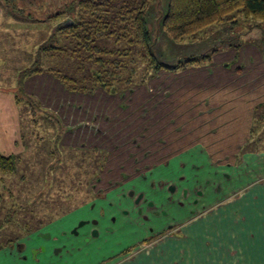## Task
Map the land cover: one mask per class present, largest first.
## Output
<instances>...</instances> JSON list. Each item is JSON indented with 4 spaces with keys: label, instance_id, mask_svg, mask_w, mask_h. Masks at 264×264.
I'll return each mask as SVG.
<instances>
[{
    "label": "rangeland",
    "instance_id": "1",
    "mask_svg": "<svg viewBox=\"0 0 264 264\" xmlns=\"http://www.w3.org/2000/svg\"><path fill=\"white\" fill-rule=\"evenodd\" d=\"M69 1L72 0H0V95L9 98L11 94L14 102L15 96L20 98L15 105L22 137L21 151L14 155L15 171L0 173L2 247L11 242V248L16 239L25 240L32 234L38 242L47 243L50 232L42 229L80 209L98 192L118 198L122 193L128 199L129 190L132 197L143 198L146 184L135 179L151 170L149 175L157 181L163 179L166 186L174 185L173 201L163 208L173 222L189 216V210L196 213L208 209L216 199H225L236 191L238 185L240 170L229 168L239 141L234 131L244 127L240 121L248 115L249 103L232 102V92L226 90L228 76L224 65L233 68L226 60L238 47L243 53L249 48L264 57L261 30L245 21L230 30L225 23L207 28L193 38L175 41L160 27L168 0H151L145 22L150 37L155 39L154 54L162 64L174 66L217 47L214 55L187 71L160 72L147 79L140 59L131 56L134 61L127 68L135 70L131 84L136 86L114 96L100 89L92 95L69 93L50 75L32 76L20 84L19 74L33 60L34 48L67 18L57 22L43 16L51 10H61L63 7H59ZM106 1L113 15L139 0ZM28 12L34 17L28 19ZM97 43L113 50L124 46L114 39ZM122 76L125 79L129 73L124 71ZM120 86L123 88L122 83ZM258 127L256 124L255 130ZM241 129L237 132L240 135ZM93 149L107 156L97 179L95 171L102 164V156L94 155ZM158 162L169 165L154 172ZM176 165L181 169L176 171ZM248 169L251 181L261 177L254 161L249 162ZM142 198L138 205L147 212ZM165 204L166 201L161 203ZM63 235H52L57 240H50L48 246L52 247L51 264H79L72 259L77 254L73 242L58 244L68 240ZM117 239L122 240L120 234ZM138 248H130L120 256L149 253L146 246L140 251ZM113 251L118 252L117 248ZM98 253L96 250L95 258ZM22 256L21 264L36 262L32 249Z\"/></svg>",
    "mask_w": 264,
    "mask_h": 264
},
{
    "label": "crops",
    "instance_id": "2",
    "mask_svg": "<svg viewBox=\"0 0 264 264\" xmlns=\"http://www.w3.org/2000/svg\"><path fill=\"white\" fill-rule=\"evenodd\" d=\"M239 50L241 48L232 50L229 59L226 60L232 63L233 68L227 67V64L224 65L228 76L226 90L232 92L230 94L232 102L236 100L235 103L241 101V103H249V113L241 118L243 121H240L244 124V127L242 125L243 128H240L241 135L237 133L240 129L234 131V136L238 134L237 139L240 142H237L233 150L229 169L240 170L236 191L225 199H216V203L206 210L190 213L189 216L185 215V218L180 221L173 222L169 220L170 218L162 220L155 216L154 220L150 221L152 223L156 221L155 227L160 229L168 225L172 227L169 231L152 232L134 231L140 229L138 226L140 215H135L134 197L129 198L131 201H128L122 194L120 198L105 195L102 201L97 200V205L105 206L106 202H111L114 207L111 210L106 209L105 215L100 217L99 224L96 226L97 237H91L88 242H84L83 236L80 235L58 242V244L66 245L68 242H73L72 246L77 248L73 251L77 254L72 259L79 261V264H264V57L256 54L253 49L247 48L246 53ZM237 87H241L240 91ZM12 98L11 94L9 98L0 95V155L4 157L14 156L21 151L19 116ZM255 123H258L259 127L255 133L251 134L250 128L255 126ZM250 161L259 165V171L262 174L260 175L259 172L258 176L261 177L252 181L248 176L251 171L248 169ZM105 162L102 165L103 168ZM167 165L169 162L165 165L158 162L153 171H162ZM174 169L177 171L181 168L176 165ZM102 171L103 169L97 170L96 175L100 176ZM151 171L135 181L144 179V184H146L144 197L153 203L156 210H163L169 204L167 201L169 195L164 188L155 190L150 187L151 183L154 185L157 181L152 174L149 175ZM164 201L166 204L161 205ZM86 204L80 209H75L73 213L71 212L72 214L65 215L60 220L57 219L45 226L42 230L49 231L50 236L58 235L62 232L61 230L70 228L77 219L89 215L97 218V210L89 212L87 209L89 203ZM116 208H125L127 215L124 217L131 223L126 225L123 222L124 217L120 215L111 225L114 231H105L104 228L109 226L108 218L111 214L118 213ZM143 214L150 217V213L146 211H143ZM154 226L152 225L156 230ZM119 234L122 240L117 239ZM36 238L35 234H32L30 238L19 242L25 244V251L44 247L43 251L35 252L36 262L33 261L32 264H51L53 257L49 254L52 247L48 248L51 246L50 238L45 244L38 242ZM137 246L138 251L141 250L140 247H148L149 253L138 255L135 252V255L130 258L120 256L121 253H126L130 248ZM15 247L17 246L14 243L11 248L0 250V264H21L22 253L25 251ZM115 248L118 252L113 251ZM96 250L102 255L98 253L99 258H95ZM60 262L62 264V261ZM73 262H68V264Z\"/></svg>",
    "mask_w": 264,
    "mask_h": 264
},
{
    "label": "trees",
    "instance_id": "3",
    "mask_svg": "<svg viewBox=\"0 0 264 264\" xmlns=\"http://www.w3.org/2000/svg\"><path fill=\"white\" fill-rule=\"evenodd\" d=\"M150 2L151 0H139L133 7L120 8L113 15L108 10L106 0H72L63 3L59 7H63L61 10L49 11L43 16L45 20L59 22L67 17L73 24H60L34 48L33 60L19 74L20 84L32 76L50 75L69 93L92 95L96 89H100L114 96L134 86L131 81L135 70L127 68L134 61L131 56L140 59L147 79L160 72L187 71L200 66L214 55L217 47L210 48L207 53L189 57L174 66L162 64L154 54L155 39L150 37L145 22ZM27 17L30 19L34 16L32 12H28ZM243 21L251 24L250 27L261 30L264 44V0H168L160 27L169 38L180 41L225 23L230 30L239 28ZM107 39H114L116 43L122 42L124 46L113 50L97 43ZM124 71L129 73L125 79L122 76ZM19 91L21 93L22 90ZM21 95H24L23 91ZM25 96L27 100L30 98ZM14 99L17 105L21 101L18 96ZM35 100L39 106L40 102ZM56 120L60 124L58 117ZM256 124L258 123L255 126ZM60 126L62 127L61 124ZM255 126H251V134L255 133ZM93 154L102 156L99 161L102 164L97 169L101 171L107 156L97 149H93ZM16 162L15 156L0 155V172L13 173ZM97 177L98 175L94 176ZM10 244L8 242L6 246H0V250Z\"/></svg>",
    "mask_w": 264,
    "mask_h": 264
},
{
    "label": "flooded vegetation",
    "instance_id": "4",
    "mask_svg": "<svg viewBox=\"0 0 264 264\" xmlns=\"http://www.w3.org/2000/svg\"><path fill=\"white\" fill-rule=\"evenodd\" d=\"M140 179L143 178V175H139L138 176ZM98 178V177H97ZM96 178V179H97ZM144 180V179H142ZM150 185V184H149ZM153 184L151 183L150 187L151 188H154L155 190L158 189H161V188H164L165 191L168 193V197H167V201L170 203L172 200L171 196L174 194V188L172 185H168L166 186L165 185V181H162V180H159V181H155V184L152 186ZM126 193L129 195V198H132V192L127 190ZM122 194V193H120ZM123 195V194H122ZM105 198V195H101V193H96L95 196L93 197V199L88 202V211L89 212H92L94 210H97V218L95 217H90L89 216H86L84 218H80V219H77L76 221H74L72 223L71 221V226L70 228L68 229H64V230H61L62 232H60L61 235L66 234V235H63L64 238H71V237H78L80 235L83 236V241L85 242H88L91 237H97L98 235V229H96V226L99 224V219L100 217H103L106 213V209L108 210H111V208H113L114 206L111 204V202H106V205H97V200L98 201H102L103 199ZM127 199L128 201L130 199ZM140 198H142V196H138L137 197H134L133 198V204H134V209H135V215H140V220H139V223H138V226H140V229L138 230H134V231H147V232H152V231H169L170 227H172V225H168L167 227L165 226L164 228L160 229L159 227H155L154 225H156V221H154V223L150 222V221H153V217L155 216H158L159 218H161L162 220L165 219V218H168L167 217V214L166 212L163 210H156L153 206V203L148 200L147 198H145L143 196V199L144 201H146L145 203L147 204V212L150 213V217L143 214V210L139 207L138 203L139 201L141 200ZM131 201V200H130ZM92 203V206H90L89 208V205ZM97 206V208H96ZM202 211V210H201ZM116 212H118L117 214H111V216L108 218V221H109V226L105 227L104 230L105 231H114V229L111 227L112 224H114L118 217L121 215V216H125L127 215V210L125 208H116ZM190 213H194L193 211H190ZM200 212V210L198 211V213ZM126 217H124V223H126V225H129L131 223V221L129 222V219H125ZM80 224V225H79ZM152 225L155 227L156 230H154V228L152 227ZM47 238L50 240H57V239H53L52 236L48 235ZM146 241V238L144 239ZM144 241V242H145ZM15 244L17 245V249L19 250H23L25 251L26 248H25V244H21V242L18 241H15ZM74 249V247H73ZM77 249V248H75ZM30 250V249H29ZM44 250V247H39L38 249H34L35 252H41ZM23 258V257H22Z\"/></svg>",
    "mask_w": 264,
    "mask_h": 264
},
{
    "label": "water",
    "instance_id": "5",
    "mask_svg": "<svg viewBox=\"0 0 264 264\" xmlns=\"http://www.w3.org/2000/svg\"><path fill=\"white\" fill-rule=\"evenodd\" d=\"M67 22H69V25H72L73 24V22H71V21H69V19H66L65 21H62V22H60V23H57L53 28H52V33L57 29V27L60 25V24H62L63 26H68L67 25ZM227 66H229V65H227ZM80 225V224H79Z\"/></svg>",
    "mask_w": 264,
    "mask_h": 264
}]
</instances>
